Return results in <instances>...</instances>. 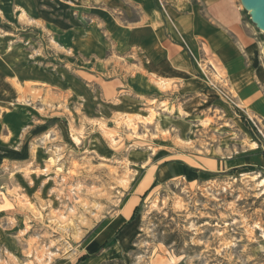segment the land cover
<instances>
[{
	"label": "rangeland",
	"instance_id": "1",
	"mask_svg": "<svg viewBox=\"0 0 264 264\" xmlns=\"http://www.w3.org/2000/svg\"><path fill=\"white\" fill-rule=\"evenodd\" d=\"M80 4L0 0V264H264V117L215 57L171 82L91 55Z\"/></svg>",
	"mask_w": 264,
	"mask_h": 264
},
{
	"label": "crops",
	"instance_id": "2",
	"mask_svg": "<svg viewBox=\"0 0 264 264\" xmlns=\"http://www.w3.org/2000/svg\"><path fill=\"white\" fill-rule=\"evenodd\" d=\"M125 1L140 16L126 23L117 21L118 24L111 14L120 2L126 5ZM80 2L83 7V0ZM92 7L91 12L96 16L90 17L84 40L91 44V55L95 54V45L108 52V47L105 50L99 44H109V35L114 39L111 43L114 49L128 51L132 59L139 55V66L144 72L139 76H155L171 82L195 77L189 54L196 60L215 57L233 78L241 101L264 117L259 29L246 20L248 12L240 0H101V4ZM118 83L107 82L104 95L110 97Z\"/></svg>",
	"mask_w": 264,
	"mask_h": 264
},
{
	"label": "water",
	"instance_id": "3",
	"mask_svg": "<svg viewBox=\"0 0 264 264\" xmlns=\"http://www.w3.org/2000/svg\"><path fill=\"white\" fill-rule=\"evenodd\" d=\"M240 2L250 15L252 23L263 32L264 36V0H240Z\"/></svg>",
	"mask_w": 264,
	"mask_h": 264
},
{
	"label": "bare ground",
	"instance_id": "4",
	"mask_svg": "<svg viewBox=\"0 0 264 264\" xmlns=\"http://www.w3.org/2000/svg\"><path fill=\"white\" fill-rule=\"evenodd\" d=\"M263 33V32H262Z\"/></svg>",
	"mask_w": 264,
	"mask_h": 264
}]
</instances>
